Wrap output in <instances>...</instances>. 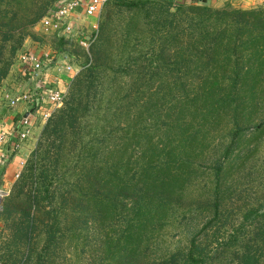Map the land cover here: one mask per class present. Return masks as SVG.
Instances as JSON below:
<instances>
[{
  "label": "trees",
  "instance_id": "trees-1",
  "mask_svg": "<svg viewBox=\"0 0 264 264\" xmlns=\"http://www.w3.org/2000/svg\"><path fill=\"white\" fill-rule=\"evenodd\" d=\"M63 1H41L22 16L14 0H0V80L12 66L6 46L16 42L17 52ZM114 3L130 18L125 36L134 38L125 46L155 44L139 58L152 70L148 89L140 66L126 72L138 79L132 99L105 96L113 30L104 20L94 58L3 201L13 233L3 263L54 264L66 240L84 246L95 227L101 264H263L264 182L252 164L264 140V9L215 10L199 0H110L104 8ZM188 216L196 223L189 246L160 253L162 233Z\"/></svg>",
  "mask_w": 264,
  "mask_h": 264
},
{
  "label": "rangeland",
  "instance_id": "rangeland-1",
  "mask_svg": "<svg viewBox=\"0 0 264 264\" xmlns=\"http://www.w3.org/2000/svg\"><path fill=\"white\" fill-rule=\"evenodd\" d=\"M41 1L45 2V0H14L13 3H15V9L13 10V13L20 12L22 15L24 10L30 8L31 11L35 10ZM199 1L200 6H208L215 10L224 9L227 6L242 10H257L260 8L264 9V0H254L252 1L253 3H249L245 8H242L239 5L237 6L231 0H228L225 3H223L225 0ZM247 1L248 0H243L244 4ZM52 11L53 8L50 9L49 12ZM49 12L46 15H48ZM11 15L8 17L10 20L12 18ZM82 15L83 14L77 13L75 16L77 28L80 30L78 33L80 35L83 34L85 37H89L91 34L94 35L93 30L95 26L99 29V25H101L104 20L107 21L109 27L111 30H113L112 44L111 46L107 45L108 51L106 52V62L110 67L108 71L109 76H111L112 79L111 83L113 85L112 89L106 91L105 96L110 98L113 102H118L121 99L126 98V96H128V100L132 99L135 95L133 94V90H135L136 80L138 79L137 76H130L126 72L131 68H138L140 66L142 67V70H145L142 76L143 82L140 85L144 87L141 89H148V84L146 82L152 77V70L149 69L150 65H148V61L146 59L143 62V60H140L139 58L141 57L144 59L146 56L145 54L149 52V50H151L155 44L150 43L148 38H145V43H143L144 45L142 47L138 46L137 48H134L132 45L125 46L123 43L125 38H129V41L133 42L132 40L134 38V34L133 38L125 36V34L128 33L127 29L130 18L128 14L122 11V9H119L115 3L111 4L109 8L103 7L99 16L87 18ZM41 21H39L37 25L28 29L25 39L23 40L22 45L17 52L12 51L13 47L17 44L16 42L9 43L6 46L7 49L4 50L5 58L11 62L12 66L7 69L8 71L5 75V78L0 80V138L3 137L0 139V152L4 149L6 153V146L8 144L7 142L11 138L10 136L12 128H14V125L17 124L18 120L20 119L21 112L24 109V103L22 102L12 106V99L24 96L26 94L31 95L35 92V89L38 88L35 81L27 77L23 72L20 62V55L26 52H34L37 54V56L48 59L50 62V75L48 77L50 80H52L51 78L53 76L54 81H52L53 83L48 81L49 85H47V88H51L53 90H64L66 93L69 91L71 83L76 75L83 69L85 65H87L90 59L94 58L93 47L96 40H94L89 45V47L81 46L79 44V40L71 42V40L65 39L66 41H62V38L64 37H61L58 32L45 31L41 25ZM136 59H138L140 63L136 66L135 64L129 66V64H131L132 61L135 62ZM156 84H158V82H156ZM149 95V91L144 92V94H142L143 100L146 101ZM56 110L57 109L53 110V108L45 104L42 105L41 109L37 110V112L39 111L37 114V123L34 124L29 138L21 143V148L16 150V152H13V155H9V159L7 161H5V159L0 155V188H4L7 193V195L1 199L0 204V222L2 229V234L0 237V264H4L2 258L8 252L7 249L5 253V247L3 245H5L7 241L10 243V240L13 239V233L10 229L11 223H7L2 216L3 201L6 198L11 197V194L13 193L17 182H19L20 178L22 177L29 160H31L33 154L36 152L40 144L41 135L45 126ZM47 112H50L52 115L49 119L45 120L43 119V113ZM260 116H264V109L262 110ZM227 122L228 121H224L221 124V128L216 138L217 141H220L222 136L227 134V131L224 132L227 125H229ZM225 142L227 143V141ZM219 148H223L222 145L218 146L216 152L220 157L222 154ZM18 155H21L19 160H12ZM252 165L258 171L260 180L264 182V140L261 141V145L255 154ZM206 181L213 182V178L209 177V179H206ZM212 182L208 186L207 183L202 184L201 189L199 188L194 193L190 194L189 197L191 200L196 199V196L200 195L201 193H208L210 191V187L212 186ZM194 217L191 219L189 216L186 217L184 220L185 224L182 226H179L178 224H171V226H169L165 232L162 233L160 238L161 242L159 241L160 243H158L160 253H162V251H166V253L177 252V250L185 249L187 246H189L191 237L193 235L191 230L196 225V223H194ZM198 220L201 221L203 219L200 217ZM238 222H240V220H238ZM101 237L102 236L95 230V227H92L88 231L87 241H85L86 245L82 246L81 244L78 247L76 246V243H71L70 240H66L62 245V248H59L54 264H101L102 259L105 260L102 253L104 249H102V245L98 244L97 242L99 239H101ZM41 243L42 242L40 241L39 247H41ZM12 249L15 248L12 246ZM35 256L36 255H34V257ZM33 263L34 262L31 264Z\"/></svg>",
  "mask_w": 264,
  "mask_h": 264
},
{
  "label": "built area",
  "instance_id": "built-area-1",
  "mask_svg": "<svg viewBox=\"0 0 264 264\" xmlns=\"http://www.w3.org/2000/svg\"><path fill=\"white\" fill-rule=\"evenodd\" d=\"M107 2L108 0H65L42 19L41 25L47 32L56 31L61 37L63 36L65 39L71 40V42L79 40L81 46L89 47V45L96 40L99 29L95 26L93 30L94 35L91 34L89 37H85L83 34L80 35L78 33L80 30L77 28L75 16L77 13L83 14L82 16L87 18L99 16ZM20 62L23 72L27 77L35 81L38 88L35 89V92L31 95L26 94L12 99V106L22 102L27 108L26 114L23 115L19 124L12 129V134H15L18 139L17 142L12 144V153L19 150L21 148V143L27 140L32 133L35 124L34 120L37 118L36 115L39 112H37V110L41 109L44 104L53 108V110L57 109L61 107L66 96V92L64 91L47 88V85H49L48 76L50 70V62L48 59H44L41 56L39 57L34 52H27L20 55ZM51 115L50 112L43 113V119L47 120ZM9 155L10 153H8L7 156H2V158L7 160L9 159ZM6 195L7 193L0 191V200ZM1 234L2 229L0 222V237Z\"/></svg>",
  "mask_w": 264,
  "mask_h": 264
},
{
  "label": "crops",
  "instance_id": "crops-1",
  "mask_svg": "<svg viewBox=\"0 0 264 264\" xmlns=\"http://www.w3.org/2000/svg\"><path fill=\"white\" fill-rule=\"evenodd\" d=\"M218 1H220V0H218ZM223 1V0H222ZM226 1H228V0H225V1H223V3H225ZM234 4H236L237 6L239 5L240 7H242V8H245L249 3H253L252 1H254V0H248L247 2H245V4H244V2H243V0H231ZM242 4V5H241ZM236 7V6H235ZM50 75V74H49ZM52 80H50V78H49V82L50 83H53L52 81H54V77L52 76V78H51ZM62 91V90H61ZM64 91V90H63ZM31 110V109H30ZM26 111H27V108L24 106V109H23V111L21 112V116H20V119L18 120V122H17V124L16 125H14V127L15 126H17L18 124H19V122H20V120H21V118L23 117V115H25L26 114ZM33 114H35V113H33ZM36 116H38V115H36ZM37 120H38V118H36L35 120H34V122L35 123H37ZM13 129V128H12ZM13 132V131H12ZM12 132H11V138L9 139V141L7 142L8 144H7V146H6V153H5V151H4V149H3V151H1L0 152V155H1V157L2 156H7L8 154L7 153H10V155H13V153L11 152V148H12V144L14 143V142H17V138H16V136H15V134H12ZM4 153V154H3ZM20 157H21V155H18L17 157H14L12 160H19L20 159ZM8 160V159H7ZM7 160H5V161H7ZM14 160V161H15ZM0 191H2V192H5L6 193V191L4 190V188H0Z\"/></svg>",
  "mask_w": 264,
  "mask_h": 264
},
{
  "label": "water",
  "instance_id": "water-1",
  "mask_svg": "<svg viewBox=\"0 0 264 264\" xmlns=\"http://www.w3.org/2000/svg\"><path fill=\"white\" fill-rule=\"evenodd\" d=\"M0 204H1V200H0Z\"/></svg>",
  "mask_w": 264,
  "mask_h": 264
}]
</instances>
